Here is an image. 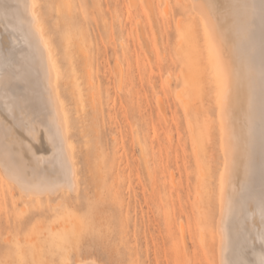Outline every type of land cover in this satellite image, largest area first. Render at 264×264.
Listing matches in <instances>:
<instances>
[{
	"label": "rangeland",
	"instance_id": "rangeland-1",
	"mask_svg": "<svg viewBox=\"0 0 264 264\" xmlns=\"http://www.w3.org/2000/svg\"><path fill=\"white\" fill-rule=\"evenodd\" d=\"M37 4L80 184L36 200L0 178V264H220L225 154L201 25L184 32L190 1Z\"/></svg>",
	"mask_w": 264,
	"mask_h": 264
},
{
	"label": "bare ground",
	"instance_id": "bare-ground-1",
	"mask_svg": "<svg viewBox=\"0 0 264 264\" xmlns=\"http://www.w3.org/2000/svg\"><path fill=\"white\" fill-rule=\"evenodd\" d=\"M189 1L197 19L184 32L195 39V23L201 25L202 51L215 82L214 100L225 154L216 220L219 261L256 264L264 255L260 239L264 233L260 203L264 195V0ZM204 3L216 7L211 11L199 7ZM32 4L33 0H0V170L14 169L33 190L4 180L27 198L40 200L67 191L77 194L80 183L69 115L59 88L61 70L39 5L32 8ZM33 15L38 25L30 23ZM221 68L228 79L226 98L221 94ZM178 95L188 108L184 94ZM153 133L157 136L156 128ZM69 165L74 173L71 187ZM81 258H76L75 264H103L93 257Z\"/></svg>",
	"mask_w": 264,
	"mask_h": 264
},
{
	"label": "snow or ice",
	"instance_id": "snow-or-ice-1",
	"mask_svg": "<svg viewBox=\"0 0 264 264\" xmlns=\"http://www.w3.org/2000/svg\"><path fill=\"white\" fill-rule=\"evenodd\" d=\"M32 8H36L37 4L35 3V0H33V4L31 5ZM196 7V5H194ZM201 8H207L210 11L214 10L216 5L210 4V3H204L202 5H199ZM262 8H264V5H262ZM32 24H39L38 18L33 15L32 20L30 21ZM247 23V21H245ZM42 31V29H39ZM219 77H220V88H221V94L226 98L229 92V87H228V79H227V74L226 72L223 71L221 68L219 72ZM261 111H262V120H261V126L262 129H264V65L261 67ZM63 126V122L61 124ZM57 135L59 136V139L61 142L63 141V136L60 135L58 132ZM68 173H69V186L74 183V173L72 172L71 165L68 166ZM0 178H6L7 180L20 184V186L26 190V191H32L33 188L30 185H27L23 182L21 176L11 167H8L2 171H0ZM261 222L264 223V195L261 197ZM261 241L264 242V233L261 234L260 237ZM221 264H244L243 261H233V260H221ZM256 264H264V255L260 257V259L256 262Z\"/></svg>",
	"mask_w": 264,
	"mask_h": 264
}]
</instances>
